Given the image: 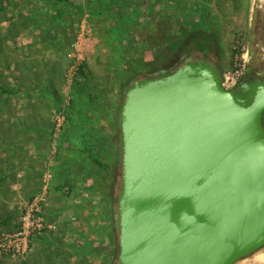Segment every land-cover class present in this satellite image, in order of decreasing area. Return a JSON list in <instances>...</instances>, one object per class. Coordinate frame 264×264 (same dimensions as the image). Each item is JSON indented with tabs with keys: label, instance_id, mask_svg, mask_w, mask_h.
Listing matches in <instances>:
<instances>
[{
	"label": "water",
	"instance_id": "95a60500",
	"mask_svg": "<svg viewBox=\"0 0 264 264\" xmlns=\"http://www.w3.org/2000/svg\"><path fill=\"white\" fill-rule=\"evenodd\" d=\"M200 57L142 75L119 109L117 264H234L264 247V81Z\"/></svg>",
	"mask_w": 264,
	"mask_h": 264
},
{
	"label": "rangeland",
	"instance_id": "374dc122",
	"mask_svg": "<svg viewBox=\"0 0 264 264\" xmlns=\"http://www.w3.org/2000/svg\"><path fill=\"white\" fill-rule=\"evenodd\" d=\"M86 3L88 4L85 14L82 16L76 14V18L68 20L64 31L50 36L31 38V42L36 40L35 43L41 44L39 54H48L50 59L59 61L53 66L58 67L61 74L60 92L54 95V103L50 111V129L46 133V139L41 141L46 149L42 156L39 189L29 199L21 200L17 190L14 189L17 183L14 171L18 169L15 162H18L19 150L15 153L10 146L14 138L25 134L12 128L6 133V128L0 122V144L11 142L9 147L1 148V151L6 153L8 169L11 167L13 170L3 172L4 164L0 158V235L3 232L13 231V219L18 220L25 207L36 196L44 193V202H47L54 174L64 159V151L68 150L66 142H72L73 139L77 142V139H80L85 143L82 153L86 154V173L89 177L92 174L96 176L93 159L101 153L99 134L96 133L95 137L92 132L84 133L78 129V124L82 127L87 126L95 117L98 106L96 82H103L104 88H108L109 84L110 90L117 89L119 105L121 73L125 65H132L136 61L143 63L146 70L142 74L148 75L173 65L178 66L186 57L198 59L203 57L202 53L190 47L185 52L180 47L182 44L192 45L197 41L198 36L199 38L204 36L211 41L208 59L218 65L224 59L232 61L233 64L235 56L241 53L233 49L236 38L232 43H226L220 32L216 30L219 12L215 11L213 0H166L165 3L162 0H86ZM249 10V19L252 18L249 22L251 26L243 37V41L249 44L247 71L257 72L264 79V7L255 9L250 4ZM6 12L0 13V53L2 50H10L13 46L10 41L15 38L8 35L9 29L20 27L17 21L11 27L9 24V29L7 28L3 22L7 18ZM108 14L110 16H107ZM118 15L122 17L119 18L122 20L121 27L113 23ZM172 34L176 35L173 39ZM58 69L55 68V71L58 72ZM11 101L7 102L10 109ZM0 108L1 116L4 109L7 111L2 101ZM88 162L93 164L91 168ZM111 171L119 175L121 166ZM104 177L102 180L107 184L111 178L109 175ZM86 183V189H90L93 196H89V200L81 203L88 210L85 215L81 214L82 212H75L76 214L70 218L75 231L74 242L69 243V248L83 251L85 264H102L103 254L112 250L118 243V231L115 232L111 226L108 208L99 199L96 191L91 189V180L86 179ZM48 215L53 214L48 212ZM43 218L46 224H52L45 217ZM78 224H83V227L78 229L77 226H81ZM47 230L49 229L43 231ZM50 230L51 237L49 235L45 237L52 240L44 242L42 247L38 248L36 263L0 253V264H52L51 255L55 249L52 250L50 244L57 242L58 238L55 239L57 233H52L55 226ZM77 238L82 239V245L76 243ZM46 255L49 257L47 260ZM234 264H264V247Z\"/></svg>",
	"mask_w": 264,
	"mask_h": 264
},
{
	"label": "crops",
	"instance_id": "0c3cea01",
	"mask_svg": "<svg viewBox=\"0 0 264 264\" xmlns=\"http://www.w3.org/2000/svg\"><path fill=\"white\" fill-rule=\"evenodd\" d=\"M9 2L12 6L7 9V18L3 21L7 28L9 24L11 27L19 19L17 16H20V20L25 23L17 28H8L10 31L8 35L15 38L10 41L13 46L10 50H2L0 53V101L7 110L4 109L0 122L6 128V133L12 128L25 134L14 138L10 145L15 153L19 150L18 162H15L18 169L14 171L17 182L14 189L17 190L20 199L25 200L31 198L39 189L42 156L46 149L41 141L46 139V133L49 132L50 111L54 103V95L60 92L61 82L60 71L58 67H55L58 72L55 71L53 66L59 61L50 59L48 54H39L41 44L35 43L36 40L31 42V38L50 36L64 31L68 20L85 14L88 3L86 0H9ZM213 7L219 12L216 30L220 32L226 43L230 44L236 38L234 49L238 42H244L243 37L251 26L250 0H213ZM231 65L232 61L224 59L219 66L223 70ZM8 101H11V109L7 104ZM96 102L98 106L92 123L84 127L78 124V129L84 133L92 132L95 137L98 133L102 148L109 149L111 144L116 146L118 138L117 89L110 90L109 84L108 88H104L103 82H96ZM9 144L11 142L0 144V158L4 164L2 171L6 173L12 168L8 169L6 153L1 151V148H7ZM65 144L68 150L64 151V159L54 174L48 200L42 206V214L55 226L52 233H57L55 239L58 238V241L50 244L52 250L55 249L51 255L52 264H85V253L69 248V243L74 242L75 231L70 218L76 213L82 212L81 214L85 215L88 212L81 203L89 200V196H93L90 189H86L87 183L85 184L86 179L91 180L92 184L93 176L89 177L86 173V154L82 153L85 143L80 139H77V142L73 139L72 142ZM88 163L91 168L93 164ZM48 212L53 215H48ZM17 222V218H14L12 230L17 227ZM78 225H81L77 226L78 229L83 227V224ZM49 231L51 230L42 231L31 237L29 250L23 260H29L30 263L37 262L38 248L51 239L45 237L51 234ZM81 242L83 243L82 239L77 238L76 243L82 245ZM46 257V260L49 259L47 255Z\"/></svg>",
	"mask_w": 264,
	"mask_h": 264
},
{
	"label": "trees",
	"instance_id": "16d2710c",
	"mask_svg": "<svg viewBox=\"0 0 264 264\" xmlns=\"http://www.w3.org/2000/svg\"><path fill=\"white\" fill-rule=\"evenodd\" d=\"M5 1V2H4ZM163 3L166 2V0H162ZM9 6H12L9 2V0H0V13H4L7 11ZM21 17L17 20L19 22V26L24 25V21L20 20ZM121 16H117L115 20H113L118 27H121ZM16 21V22H17ZM163 24L164 21H163ZM175 34H172L171 38L173 39ZM199 39V40H198ZM212 43L209 41L206 37L199 38L197 37V41L194 42L190 46H180L185 52L190 47L200 53H202V56L204 58L208 59L209 51L211 49ZM191 59L190 57H186L184 61ZM145 64L140 62H135L132 65H125L123 72L121 73V96L123 95L125 87L132 82L135 78L142 76L145 69ZM119 96V105H118V114H117V120H116V128H117V143L116 146L114 144H111V147L108 148H101L100 156H96V158L93 159L96 171L95 174H92L93 181L91 184V189L96 191V194H98L99 199L104 203V205L108 208L111 216V226L113 227L114 231H118L117 226V213H116V202L119 192V181H120V174L116 175L114 172L112 173L111 169H114L115 167H120V161H121V149H120V129H119V123H118V115H119V109L122 103L123 97ZM114 171V170H113ZM111 173V175H110ZM104 175L110 176L111 180L106 184L102 179L105 178ZM91 176V177H92ZM119 178V179H118ZM112 236V235H111ZM117 254H118V243L115 245V247L110 250L109 252H106L103 254L102 257V264H117Z\"/></svg>",
	"mask_w": 264,
	"mask_h": 264
},
{
	"label": "built area",
	"instance_id": "2783aa9c",
	"mask_svg": "<svg viewBox=\"0 0 264 264\" xmlns=\"http://www.w3.org/2000/svg\"><path fill=\"white\" fill-rule=\"evenodd\" d=\"M250 4L255 9L263 8L264 0H250ZM249 20L251 21L252 18ZM234 49L241 51L240 55H236L234 63L221 72V86L226 90L232 91L237 90L240 82L245 78L248 68L249 44L247 42H238V45ZM44 201V193L36 196L20 214L17 227L11 232H3L0 235L1 254L12 255L23 259L29 250L31 237L41 233L46 228H53V225L46 224V221L42 217Z\"/></svg>",
	"mask_w": 264,
	"mask_h": 264
},
{
	"label": "flooded vegetation",
	"instance_id": "af4514ba",
	"mask_svg": "<svg viewBox=\"0 0 264 264\" xmlns=\"http://www.w3.org/2000/svg\"><path fill=\"white\" fill-rule=\"evenodd\" d=\"M212 61V60H211ZM175 67H177L176 65H173V66H171V67H169V68H166V69H161V70H159L157 73H159V72H161V71H164V70H173ZM156 73V74H157ZM250 75H256L257 77H259L262 81H264V79L257 73V72H250V71H247L246 72V75H245V78L246 77H248V76H250Z\"/></svg>",
	"mask_w": 264,
	"mask_h": 264
}]
</instances>
